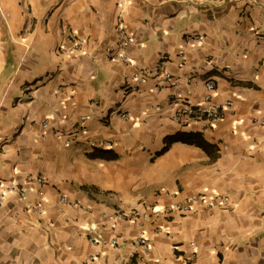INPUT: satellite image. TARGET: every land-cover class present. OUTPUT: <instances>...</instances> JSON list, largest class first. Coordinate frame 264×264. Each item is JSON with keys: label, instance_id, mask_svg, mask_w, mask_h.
I'll return each instance as SVG.
<instances>
[{"label": "crops", "instance_id": "1", "mask_svg": "<svg viewBox=\"0 0 264 264\" xmlns=\"http://www.w3.org/2000/svg\"><path fill=\"white\" fill-rule=\"evenodd\" d=\"M70 32L84 41L72 54ZM207 81L233 109L177 121ZM82 115L78 139L69 120ZM262 121L264 0H0V180L27 187L0 206V264H264ZM186 133L202 145L160 153ZM98 138L113 147L92 151ZM102 151L113 157L90 156ZM186 200L188 212H163Z\"/></svg>", "mask_w": 264, "mask_h": 264}, {"label": "built area", "instance_id": "2", "mask_svg": "<svg viewBox=\"0 0 264 264\" xmlns=\"http://www.w3.org/2000/svg\"><path fill=\"white\" fill-rule=\"evenodd\" d=\"M117 34L122 42L124 44H131L133 42L130 35L127 34L122 24L117 25ZM69 38L72 41V48L67 49L65 52L72 54L75 52H78L82 49L84 41L80 38H78L77 34L75 32H70ZM191 40L193 41H201V37H191ZM116 59H120L122 61H126L127 57L125 54H119L114 55ZM147 74L142 73L133 78V85L129 87L128 90L133 91L136 90L137 87L146 81ZM154 77L157 79H170L171 75L170 73L166 72L163 69H157L154 72ZM206 89L209 92L203 99L202 103L200 105H192L189 102H180L175 111H174V118L179 121L182 124H188L190 121L193 120H208L210 122H216L223 116V111L233 109V103L231 101H225L224 103H221L219 105H215L211 102V92L215 90V83L213 81H207L206 82ZM122 118H127V115L122 113ZM87 117L85 115L80 116L77 120H69V124L75 129L74 134H76V137L78 139L81 137V135H84L87 132V127L85 125ZM260 125H264V121L259 123ZM48 126L47 121L43 123V127L46 128ZM71 139H67L66 143H70ZM87 143L90 146V149L92 151H101L106 149H111L113 147V143L111 141L104 140L102 138L98 139H90L87 140ZM38 184H42L44 182V177L39 175L32 179ZM14 194L17 195L20 198L26 197L27 194V187L26 185L18 184L14 180H0V206H2L8 197V195ZM193 200L199 201L202 203H205L207 206H212V203L208 201L205 196H197ZM60 201L63 203H68V200L66 197H61ZM225 200L222 199L221 202L223 203ZM189 210H191V202L189 200L182 201L180 203H177L172 206H168L163 210L164 213H170L172 211H177L179 213H186ZM159 213V211H155V214ZM137 213L133 212L130 214H126L123 212L116 213L115 217L117 218H123V219H135L137 218ZM90 241L93 243H98L99 241L95 238H90ZM112 246L118 245V239L114 238L111 240ZM133 246H140L144 249H147L149 246L146 243L144 236L136 237L132 241Z\"/></svg>", "mask_w": 264, "mask_h": 264}, {"label": "trees", "instance_id": "3", "mask_svg": "<svg viewBox=\"0 0 264 264\" xmlns=\"http://www.w3.org/2000/svg\"><path fill=\"white\" fill-rule=\"evenodd\" d=\"M200 140V135L198 133H186L181 135L175 134L167 138L165 147L160 151V153L164 152L168 148V146L175 141H182L184 143L201 146L202 143L200 142ZM90 156L93 158L101 159H110L113 157L108 154V151L91 153Z\"/></svg>", "mask_w": 264, "mask_h": 264}]
</instances>
